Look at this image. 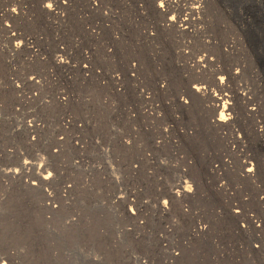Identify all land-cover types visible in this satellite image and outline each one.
<instances>
[{"label": "rangeland", "instance_id": "1", "mask_svg": "<svg viewBox=\"0 0 264 264\" xmlns=\"http://www.w3.org/2000/svg\"><path fill=\"white\" fill-rule=\"evenodd\" d=\"M49 1L0 0V264H264V0Z\"/></svg>", "mask_w": 264, "mask_h": 264}, {"label": "bare ground", "instance_id": "2", "mask_svg": "<svg viewBox=\"0 0 264 264\" xmlns=\"http://www.w3.org/2000/svg\"><path fill=\"white\" fill-rule=\"evenodd\" d=\"M199 1V0H198ZM202 1V0H201ZM200 1V2H201ZM44 2V1H43ZM58 2V0H50L49 2H45V4L42 6L50 15V13L54 14V13H58L57 10L55 11V9H58L56 7H54V5ZM199 2V3H200ZM16 3V2H15ZM197 3V2H196ZM51 5V6H49ZM172 5V2L171 0H164V2H159L158 4V7H159V11H162L164 12V14L168 13L170 11L169 7ZM59 6V5H58ZM164 6H166V8H164ZM6 7V6H5ZM9 7V6H8ZM187 7V6H186ZM201 6L200 5H194L193 7H191V13H194L198 8H200ZM1 8V7H0ZM188 8V7H187ZM201 9V8H200ZM4 13H7L8 15H11V14H14L16 13L15 9H11L10 7L9 8H6L5 10H3ZM60 12V10H59ZM199 12V11H198ZM2 13V12H1ZM6 16V14H4ZM3 15V16H4ZM189 15H191L189 13ZM60 16V15H59ZM180 16V15H179ZM178 16V17H179ZM58 17V16H57ZM176 17H171L169 19H167V22H165V25H175L177 26V28L179 29H183V30H186V31H192V29H190V27L186 26L187 23H189V21H187L186 19H183V20H180V21H176L175 20ZM181 18V17H180ZM186 18H189V17H186ZM179 20V19H177ZM192 24V23H191ZM188 25V24H187ZM11 29V28H10ZM194 31V29H193ZM10 32V30H9ZM196 33V32H194ZM195 36V35H194ZM12 39L16 40L15 38L11 37ZM200 40V39H199ZM207 42V41H206ZM205 44H208L206 43ZM21 40H19L17 43H14V48L16 47H19L20 45ZM203 44V43H202ZM231 44V43H230ZM204 46H207V45H204ZM225 46V44H224ZM222 46V48L224 47ZM229 46V45H227ZM226 46V47H227ZM233 46V45H232ZM226 47H225V51H226ZM234 47V46H233ZM220 48V47H219ZM230 48V47H229ZM228 48V49H229ZM234 49V48H233ZM224 51V50H223ZM199 52V51H198ZM203 53L205 51H202ZM201 54L200 56L198 55V57L195 59V62H194V65L196 68H201L202 70L204 69V64L203 62L204 61H208L210 59V55L208 56L207 54ZM59 55V54H57ZM56 55V57H57ZM62 56V54H61ZM60 56V57H61ZM54 58V57H53ZM195 58V57H193ZM213 59V58H212ZM211 59V60H212ZM53 60H56L57 63H62L64 62L62 57L61 58H55ZM192 61V60H191ZM215 61V60H214ZM55 62V61H54ZM205 63V62H204ZM210 63V62H209ZM213 63V62H212ZM56 64V62H55ZM209 65V64H208ZM207 66V65H206ZM205 66V67H206ZM194 67V68H195ZM195 68V69H196ZM220 69H215L214 72L217 74L218 71ZM228 72V71H227ZM226 72V73H227ZM234 74V72H232ZM231 70H230V73L225 76L222 75V73L219 74V76H213L214 78H212L211 76V81L209 82H206V81H197V82H194L193 84L192 83H188L187 85V92L189 93V95H194V96H197L200 99H202V102H205V103H208V105H210V108L212 107L213 108V113L209 116V119H208V123L215 127V128H219V129H225L227 126L229 125H232L235 123V121L237 120L238 116H239V110L236 106V101L237 99L241 100L242 102H246V100H248L249 96H248V93L246 92H243L240 90V86H239V83L236 85L233 84V81L236 80V78H230L231 76ZM218 75V74H217ZM183 79V78H182ZM192 79V78H190ZM188 79V80H190ZM196 79V78H194ZM187 80V81H188ZM197 80V79H196ZM206 80V79H205ZM192 81V80H191ZM193 82V81H192ZM192 84V85H191ZM161 86V85H160ZM244 90V89H243ZM186 93V92H185ZM187 95V94H185ZM185 97V96H184ZM182 99V98H181ZM177 100V99H175ZM195 100V98H194ZM182 101V100H181ZM180 102V101H179ZM167 103V102H166ZM183 103L185 105L188 104L187 100L186 99H183ZM184 104H182L184 106ZM204 103H202V106H203ZM167 105V104H166ZM179 105V104H178ZM180 107V106H179ZM201 107V106H200ZM199 107V108H200ZM206 107V106H205ZM188 108V107H187ZM202 108V107H201ZM245 108L250 111L251 113H254L255 108H250V107H247L245 105ZM182 110V109H181ZM205 110V109H204ZM176 111V110H175ZM172 113V112H171ZM177 113V112H176ZM171 116V115H170ZM207 117V116H206ZM205 119V118H204ZM172 120V119H171ZM207 120V119H206ZM207 124V122H206ZM209 125V126H210ZM32 129V128H31ZM257 131H260L261 129L259 128V126L256 128ZM155 141V140H154ZM153 144V143H152ZM154 146V145H153ZM28 160H26L27 162ZM26 162L24 163V167H28L29 165L26 164ZM29 162V161H28ZM259 162V161H258ZM31 163V162H30ZM21 164V163H20ZM244 166H243V169H242V172L241 174H243V176H247V177H250L251 179L252 178H255L257 177L259 174H262L264 175V172L259 165L257 166H254L253 164H249V162L247 160L244 161ZM257 164V163H256ZM23 165V164H22ZM21 165V166H22ZM28 165V166H27ZM34 165V164H33ZM37 165V164H36ZM262 165V164H261ZM20 166V165H19ZM32 166V165H31ZM40 167V165H38ZM23 167V166H22ZM21 167V168H22ZM31 168V167H30ZM17 168H15V170H17ZM29 169V168H28ZM27 169V170H28ZM7 170V169H6ZM14 170V169H13ZM25 170V169H23ZM43 170V169H42ZM10 171V170H9ZM19 171V170H17ZM21 171V170H20ZM3 172V171H2ZM14 173H16V171H13ZM5 173V172H4ZM8 174V173H7ZM40 174V173H39ZM43 174V173H41ZM48 174V173H47ZM15 177V176H13ZM41 178H48V175H43V176H40ZM248 178V179H250ZM42 180V179H41ZM45 180V179H44ZM36 182V181H34ZM32 183V182H31ZM35 184V183H34ZM173 184V183H172ZM36 185V184H35ZM171 185V184H170ZM182 185V184H181ZM171 187V186H170ZM175 187V186H173ZM181 187L180 185L177 186L178 189H174V188H170V193L172 195H177V196H180L182 195V193L185 191V189L183 191L180 190ZM168 189V188H167ZM169 191H167L168 193Z\"/></svg>", "mask_w": 264, "mask_h": 264}, {"label": "snow or ice", "instance_id": "3", "mask_svg": "<svg viewBox=\"0 0 264 264\" xmlns=\"http://www.w3.org/2000/svg\"><path fill=\"white\" fill-rule=\"evenodd\" d=\"M49 6H51V5H49Z\"/></svg>", "mask_w": 264, "mask_h": 264}]
</instances>
